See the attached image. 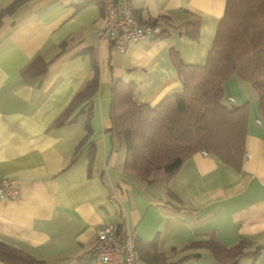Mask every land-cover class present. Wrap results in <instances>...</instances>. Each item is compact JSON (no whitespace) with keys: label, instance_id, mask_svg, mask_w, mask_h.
<instances>
[{"label":"crops","instance_id":"obj_1","mask_svg":"<svg viewBox=\"0 0 264 264\" xmlns=\"http://www.w3.org/2000/svg\"><path fill=\"white\" fill-rule=\"evenodd\" d=\"M130 2L140 23L163 33L119 51L97 39L99 1L0 0V181L20 190L0 196V248L44 264H95L96 231L122 223L135 233L137 264H264V126L249 82L224 83L227 103H249L239 169L197 151L144 185L124 171L110 132L113 82H134L149 105L180 91L176 60L205 61L226 0ZM36 57L49 62L46 73L25 78ZM93 65L97 88L55 125Z\"/></svg>","mask_w":264,"mask_h":264},{"label":"trees","instance_id":"obj_2","mask_svg":"<svg viewBox=\"0 0 264 264\" xmlns=\"http://www.w3.org/2000/svg\"><path fill=\"white\" fill-rule=\"evenodd\" d=\"M48 67V61L36 57L22 74L25 78L40 77ZM176 69L180 91L154 105L137 99L134 82L117 79L111 85L110 132L124 150V171L144 185L173 176L197 151L240 168L249 103H227L224 83L233 75L249 82L257 94L264 126V0H226L205 61L185 64L177 59ZM97 84L93 65L92 77L54 124L63 123L79 102L91 96ZM115 227L123 234L122 223ZM210 245L216 254L220 245ZM0 259L8 264H44L4 248H0ZM231 264H236V259Z\"/></svg>","mask_w":264,"mask_h":264},{"label":"built area","instance_id":"obj_3","mask_svg":"<svg viewBox=\"0 0 264 264\" xmlns=\"http://www.w3.org/2000/svg\"><path fill=\"white\" fill-rule=\"evenodd\" d=\"M99 1L104 9V23L97 31V39L111 42L115 49L123 51L130 42L150 36L159 37L163 28L154 23H140L133 12L130 0H72L77 6ZM20 190L14 180L0 181V196L18 199ZM115 194L110 195L114 199ZM97 242L93 250L95 264H137L135 233L124 230L118 233L115 225H105L96 231Z\"/></svg>","mask_w":264,"mask_h":264}]
</instances>
